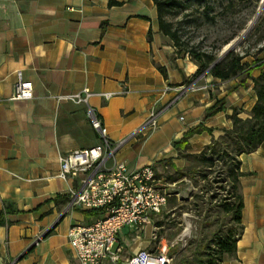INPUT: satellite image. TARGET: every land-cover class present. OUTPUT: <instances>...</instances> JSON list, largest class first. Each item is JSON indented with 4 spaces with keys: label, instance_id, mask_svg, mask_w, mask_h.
Instances as JSON below:
<instances>
[{
    "label": "crops",
    "instance_id": "crops-1",
    "mask_svg": "<svg viewBox=\"0 0 264 264\" xmlns=\"http://www.w3.org/2000/svg\"><path fill=\"white\" fill-rule=\"evenodd\" d=\"M115 1L121 5L0 0V208L8 204L17 211L0 226V264H76L67 231L89 224L95 214L69 208L79 184L57 176L58 157L100 143L88 107L102 120L107 139L119 145L108 165L123 161L134 170L155 161L159 167L166 159L184 167L173 141L200 123L217 138L231 126L230 107L242 106L239 117L246 118L255 103L250 80L242 87L237 79L221 82L206 75L197 83L190 76L194 64L189 71L188 61L173 60L152 0ZM260 72L264 63L251 75ZM18 76L31 82L32 99L8 100ZM83 89L92 93L87 104L67 99ZM105 93L111 95L107 100L100 96ZM222 97L226 111L204 118L205 109ZM152 116L156 126L146 127ZM210 139L207 132L194 135L190 151L198 153ZM240 171L243 229L235 257L223 264H264V141L240 157ZM150 223L142 225L138 239L122 229L118 242L125 253L138 248L156 253L159 245L168 246L165 239L151 240Z\"/></svg>",
    "mask_w": 264,
    "mask_h": 264
},
{
    "label": "trees",
    "instance_id": "trees-1",
    "mask_svg": "<svg viewBox=\"0 0 264 264\" xmlns=\"http://www.w3.org/2000/svg\"><path fill=\"white\" fill-rule=\"evenodd\" d=\"M152 2L157 12L158 30L172 43L173 60L185 57L192 60L196 66L194 77L206 72L204 76L210 75L221 82L237 79L242 87L248 85L247 80L252 82L256 100L247 112L248 117H239V114L244 112L242 108L230 107L231 114L226 118L230 120L231 126L222 129V134L217 138L211 135L213 130L202 123L188 129L180 139L171 144L172 150L176 152V158L183 159L185 166L178 168L170 159L162 160L159 162L161 173L156 175L161 188L165 190L170 185L184 180L192 183L197 192L192 194L191 209L196 214L198 223L195 236L187 240L183 248H180L178 241L170 243V239L179 235L182 230V222L170 218L174 216L177 208H181V203H177L176 198L166 190L168 195L165 197V205L158 214L151 215L153 225L157 229L154 243H159L162 239L168 242V255L173 256L172 264H223L224 261L235 257L236 243L243 229L240 178L244 173L240 171V157L256 151L264 141V72L252 77V69L242 62L248 53L240 55L232 50L211 66L218 58L219 50L202 51L185 46L179 39L177 29L165 18L171 10L177 7L185 8L186 5L180 0ZM120 5V2L108 0L109 7ZM206 17L209 20L213 19L207 13ZM158 70L165 77L163 68L158 67ZM225 103L224 97L215 98L213 104L205 109L204 118L225 112L227 109ZM203 132L211 136L210 142L198 153H192L189 139ZM16 212L11 205H2L0 226L7 224L8 216ZM171 229L174 230L173 234L167 235V230Z\"/></svg>",
    "mask_w": 264,
    "mask_h": 264
},
{
    "label": "built area",
    "instance_id": "built-area-1",
    "mask_svg": "<svg viewBox=\"0 0 264 264\" xmlns=\"http://www.w3.org/2000/svg\"><path fill=\"white\" fill-rule=\"evenodd\" d=\"M184 59L187 61V57ZM91 95L88 89H83L67 99L87 104ZM33 96L31 82L23 81L18 76L8 100L27 101ZM100 96L107 100L111 95L105 93ZM87 118L100 143L58 157L57 176L77 180L79 184L78 191L71 192L69 208L95 214L89 224H75L67 231L68 246L76 264H172L173 256L168 255V246L159 245L156 253L139 248L125 253L118 242V235L125 227L131 229L135 239H138L143 231L142 225L151 224V215L158 214L165 205L168 194L156 179L161 167L156 165V161L134 170H130L123 161L114 160L108 165V160L113 158L119 145L107 139L102 120L90 107L87 109ZM155 126L152 116L146 127ZM156 230L153 225V242L157 238ZM186 237L189 235L181 234L177 238L180 248L185 246Z\"/></svg>",
    "mask_w": 264,
    "mask_h": 264
},
{
    "label": "rangeland",
    "instance_id": "rangeland-1",
    "mask_svg": "<svg viewBox=\"0 0 264 264\" xmlns=\"http://www.w3.org/2000/svg\"><path fill=\"white\" fill-rule=\"evenodd\" d=\"M180 1L186 5L185 8L177 7L165 17L177 29L180 41L185 46L195 50L211 52L219 50L218 54L228 45L235 43L244 34L261 7V0L259 2H254L253 0ZM206 13L213 19L209 20L206 17ZM229 39L231 40L226 45H223ZM263 46L264 5L252 28L232 51L240 55L248 53V56L242 62L253 69L264 63ZM187 61L189 62H187L189 65L187 66L188 70L192 71L193 68L190 63H194L188 57ZM192 73L190 76L194 77L195 71ZM203 77V73L195 77L197 78V83L201 82ZM215 91L219 90L215 88ZM247 102L250 103V97ZM235 107L237 109L242 108V106L237 105ZM166 190L176 198L177 203H181V208H177L174 216L172 215L170 218L180 220L182 222V230L179 235L170 239V243L177 242V238L182 234L187 224L189 225V233L187 234L189 237H186V241L192 239L196 234L198 218L191 209V202L192 194L197 192V189L193 187L191 182L184 180L170 185ZM173 232L174 230L172 229L167 230V235H171Z\"/></svg>",
    "mask_w": 264,
    "mask_h": 264
},
{
    "label": "water",
    "instance_id": "water-1",
    "mask_svg": "<svg viewBox=\"0 0 264 264\" xmlns=\"http://www.w3.org/2000/svg\"><path fill=\"white\" fill-rule=\"evenodd\" d=\"M264 5V0H261V7L256 15V17L254 18V20L252 21V23L249 25V27L246 29V31L244 32V34L232 45H228L227 47H225L219 54L218 58L216 59V61L211 65L213 66L215 63H217L224 55H226L229 51H231L238 43L239 41L249 32V30L252 28V26L254 25V23L256 22V20L258 19V16L262 10V7ZM206 74V72L203 73V76ZM46 233H44L42 235V237L45 235ZM37 242L35 241L33 245H35Z\"/></svg>",
    "mask_w": 264,
    "mask_h": 264
},
{
    "label": "bare ground",
    "instance_id": "bare-ground-1",
    "mask_svg": "<svg viewBox=\"0 0 264 264\" xmlns=\"http://www.w3.org/2000/svg\"><path fill=\"white\" fill-rule=\"evenodd\" d=\"M189 233V225L187 224L186 228L182 232V235H187Z\"/></svg>",
    "mask_w": 264,
    "mask_h": 264
}]
</instances>
